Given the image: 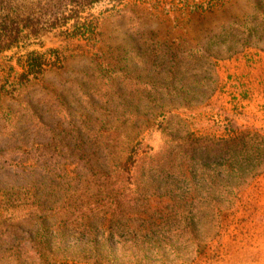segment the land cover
Instances as JSON below:
<instances>
[{
	"label": "rangeland",
	"instance_id": "obj_1",
	"mask_svg": "<svg viewBox=\"0 0 264 264\" xmlns=\"http://www.w3.org/2000/svg\"><path fill=\"white\" fill-rule=\"evenodd\" d=\"M14 4L0 264H264V0Z\"/></svg>",
	"mask_w": 264,
	"mask_h": 264
},
{
	"label": "trees",
	"instance_id": "obj_2",
	"mask_svg": "<svg viewBox=\"0 0 264 264\" xmlns=\"http://www.w3.org/2000/svg\"><path fill=\"white\" fill-rule=\"evenodd\" d=\"M2 6V7H1ZM0 7L4 8V18H7L8 21L2 22L1 23V32L2 33H7V32H12L13 30H17V27L13 28V26L17 23L15 19H11V17L15 16V4L14 0H0ZM1 16V15H0ZM3 20V19H1ZM4 41L0 39V52L3 47H7L6 45H3Z\"/></svg>",
	"mask_w": 264,
	"mask_h": 264
}]
</instances>
